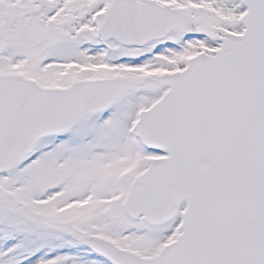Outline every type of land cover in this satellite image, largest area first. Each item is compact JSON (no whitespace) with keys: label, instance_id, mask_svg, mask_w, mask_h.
<instances>
[{"label":"snow or ice","instance_id":"6c2138e0","mask_svg":"<svg viewBox=\"0 0 264 264\" xmlns=\"http://www.w3.org/2000/svg\"><path fill=\"white\" fill-rule=\"evenodd\" d=\"M0 264H264V0H0Z\"/></svg>","mask_w":264,"mask_h":264}]
</instances>
